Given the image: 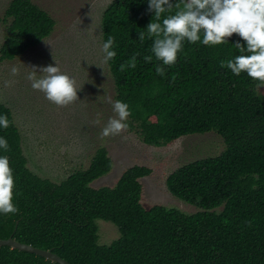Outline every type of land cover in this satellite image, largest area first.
I'll return each instance as SVG.
<instances>
[{
	"label": "trees",
	"instance_id": "16d2710c",
	"mask_svg": "<svg viewBox=\"0 0 264 264\" xmlns=\"http://www.w3.org/2000/svg\"><path fill=\"white\" fill-rule=\"evenodd\" d=\"M174 14L183 0H171ZM154 19L147 0H113L103 12V43L114 38L115 58L107 62L115 99L130 108V124L149 145L169 144L183 136L216 131L225 149L188 162L167 177L168 190L196 205L186 213L163 204L144 205L141 179L146 165L128 167L114 187L93 185L109 173L113 160L97 149L86 168L60 182L28 166L23 136L12 109L0 100V114L12 122L0 128L14 170L15 214L0 215V239L11 236L53 250L71 264H264V95L246 73L234 75L226 61L241 54L233 34L214 47L185 42L177 63L162 66L146 31ZM163 16L161 17L162 22ZM6 36L1 60H12L38 46L56 20L33 0H11L3 18ZM145 39H139V32ZM136 55L135 69L120 66ZM246 54V53H245ZM225 66H221V62ZM111 221L120 237L99 242L97 221ZM0 264H60L36 253L0 246Z\"/></svg>",
	"mask_w": 264,
	"mask_h": 264
},
{
	"label": "rangeland",
	"instance_id": "374dc122",
	"mask_svg": "<svg viewBox=\"0 0 264 264\" xmlns=\"http://www.w3.org/2000/svg\"><path fill=\"white\" fill-rule=\"evenodd\" d=\"M11 0H0V47L6 36L2 18ZM56 20L53 33L38 46L12 60L0 58V100L13 111L23 136L28 166L42 177L60 182L73 170L86 168L100 147L108 150L112 170L93 182L96 187H114L123 172L139 164L152 169L141 179L143 203L147 207L163 204L186 213L199 207L173 195L167 177L182 165L220 154L226 147L216 131L183 136L169 144H146L135 126L120 134L101 138V131L115 116L114 81L102 50V16L113 0H33ZM76 80L78 98L60 106L31 87L27 75L47 65ZM101 66V67H99ZM18 69L15 75L11 69ZM264 95V85L257 87ZM99 242L111 244L120 237L111 221L99 219Z\"/></svg>",
	"mask_w": 264,
	"mask_h": 264
},
{
	"label": "clouds",
	"instance_id": "9594fccd",
	"mask_svg": "<svg viewBox=\"0 0 264 264\" xmlns=\"http://www.w3.org/2000/svg\"><path fill=\"white\" fill-rule=\"evenodd\" d=\"M148 11L154 12V19L146 26L149 36L154 37L150 51L152 55L144 59L151 62L153 56L162 61V66L156 67L157 74L163 76L165 68L177 63L178 56L184 50L185 42L214 47L225 44L233 34L240 40L235 44L241 54L226 61V67L240 76L246 73L248 77L264 85V0H183L182 5L177 4L178 10L171 13L174 8L171 0H147ZM163 16L162 22L161 17ZM139 39H145V32L138 33ZM105 63L116 57L114 38L109 37L102 45ZM246 53V54H245ZM136 55L120 66L135 69ZM225 66V62H221ZM101 67V66H99ZM102 68V67H101ZM18 69L13 67V75ZM29 73L27 79L31 87L43 92L46 98L56 105L66 106L78 98L74 77L62 72L55 65H47ZM115 113L107 125L102 129L101 138L117 135L128 127L127 119L130 116L129 105L121 100L112 102ZM12 122L6 114H0V128L7 129ZM8 141L0 136V150L8 149ZM14 170L10 166L9 157L0 155V215L15 214L19 211L15 203Z\"/></svg>",
	"mask_w": 264,
	"mask_h": 264
},
{
	"label": "water",
	"instance_id": "95a60500",
	"mask_svg": "<svg viewBox=\"0 0 264 264\" xmlns=\"http://www.w3.org/2000/svg\"><path fill=\"white\" fill-rule=\"evenodd\" d=\"M3 245H9L12 248H18L23 251L36 253L38 255L45 257L46 259L52 260L60 264H71L68 260L55 253L53 250L42 249L30 244L22 243L16 240L15 238H13V236L7 239H0V246Z\"/></svg>",
	"mask_w": 264,
	"mask_h": 264
}]
</instances>
